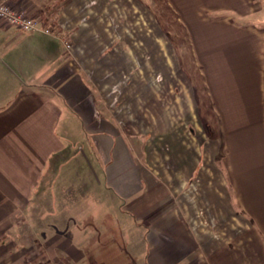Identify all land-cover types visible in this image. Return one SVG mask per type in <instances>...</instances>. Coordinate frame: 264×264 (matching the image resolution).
I'll list each match as a JSON object with an SVG mask.
<instances>
[{
	"label": "crops",
	"instance_id": "obj_1",
	"mask_svg": "<svg viewBox=\"0 0 264 264\" xmlns=\"http://www.w3.org/2000/svg\"><path fill=\"white\" fill-rule=\"evenodd\" d=\"M139 1L12 0L54 34L0 23V264H264V0H166L203 98L166 90L181 62ZM64 168L115 215L102 248L52 231ZM27 222L49 249H4Z\"/></svg>",
	"mask_w": 264,
	"mask_h": 264
},
{
	"label": "rangeland",
	"instance_id": "obj_2",
	"mask_svg": "<svg viewBox=\"0 0 264 264\" xmlns=\"http://www.w3.org/2000/svg\"><path fill=\"white\" fill-rule=\"evenodd\" d=\"M11 4V7L19 10L13 5L12 0L9 1ZM139 3L142 5L143 9H149L153 15L156 18L157 24L162 26L165 31H169L167 34L170 38V41L172 43V50L173 54L175 55L176 60L179 59L181 62V68L180 70L177 69V66H174L173 70V76L175 75V78L171 80L169 88H166V90L176 91L177 90V75L180 76V78L186 77L185 80V90L188 92L192 91V88L196 91L198 95H200L202 98L205 95V92H207V88L205 87V79L203 72L201 73V69L199 66H196L194 64V51L191 49L190 44V38L187 34L184 32H181L180 24L175 16V13L171 6H169L168 2L166 0H140ZM256 6V4H255ZM146 11V10H145ZM28 14V13H27ZM30 16H36V14H29ZM37 17V16H36ZM256 18V19H255ZM235 23L238 25H241L242 23L238 20H242L239 18H235ZM251 21L247 24H258V17L257 15L253 16L252 18H249ZM71 48V47H70ZM245 72V71H244ZM172 79V78H171ZM169 96V95H168ZM168 99H171V96L167 97ZM63 171L59 172L58 180L56 183V204L58 207V213H62L63 215L67 214L71 215L73 214L72 218H68L67 220L70 222L69 226L65 227H54L55 235H59L62 237L68 236L69 233L73 232L75 234H83L84 240H82V244L86 245H92L96 244L99 247H103V243L100 241H104V238H107L110 243L111 236L114 235V231L116 230V224H115V215L113 211L110 209L109 206H107V202L105 201L104 197L103 200L102 195L97 193L96 190L95 193L86 194L83 193V189L85 188L84 182H87V177L85 178H72L71 171H65L66 169H62ZM86 172V171H85ZM67 174H69L67 176ZM76 176V174H75ZM93 186L96 185V180H93L91 183ZM90 185V184H89ZM94 194V195H93ZM93 197H98V201L95 204V202H92ZM89 198V199H88ZM91 198V199H90ZM91 200V201H90ZM89 203H93V206L95 209H89L87 207L92 206L89 205ZM106 203V204H105ZM68 207V209L66 208ZM107 207V208H106ZM66 208V209H62ZM62 209V210H61ZM83 217L85 219L87 217H90V220H82ZM28 221V220H27ZM77 223H81L80 225H77ZM74 224V225H73ZM40 228L47 229V231H43L42 233L47 234L49 236L50 227L44 226V227H37L30 222L25 225H16L12 227L8 232H12L13 236L10 238L4 249H14L15 244L23 247V249L26 250H42L49 249V242L47 241H35L34 236L39 233L38 230ZM64 228H67V231L64 230ZM6 226H0V233L6 232ZM38 232V233H37ZM63 232V233H62ZM255 231H251L252 238L255 239L254 235ZM21 235L24 236L21 243L18 241V236ZM89 235V236H88ZM87 238L90 240H87ZM104 239V240H102ZM5 243V242H2ZM101 243V245L99 244ZM247 248L249 249L250 256L253 255V251L256 250L255 245L252 241L249 242ZM18 249V248H17ZM15 249V250H17ZM21 249V248H20ZM98 250V249H97ZM44 258L42 264H45ZM45 262V263H44Z\"/></svg>",
	"mask_w": 264,
	"mask_h": 264
},
{
	"label": "built area",
	"instance_id": "obj_3",
	"mask_svg": "<svg viewBox=\"0 0 264 264\" xmlns=\"http://www.w3.org/2000/svg\"><path fill=\"white\" fill-rule=\"evenodd\" d=\"M10 0H0V23L6 27L17 29L23 34H32L41 32L46 35H53L54 29L42 26L40 19L36 16H30L24 11L16 10L11 7ZM56 43L69 50L71 43L58 34L55 35Z\"/></svg>",
	"mask_w": 264,
	"mask_h": 264
}]
</instances>
